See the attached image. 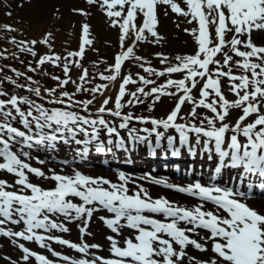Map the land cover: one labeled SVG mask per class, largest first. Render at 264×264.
<instances>
[{
    "label": "snow or ice",
    "instance_id": "snow-or-ice-1",
    "mask_svg": "<svg viewBox=\"0 0 264 264\" xmlns=\"http://www.w3.org/2000/svg\"><path fill=\"white\" fill-rule=\"evenodd\" d=\"M86 3L98 6L109 27L119 32L121 51L105 69L109 74L101 72L98 76L107 83L86 87L97 78L82 64L86 46L90 48L93 44L87 23L81 26L78 50L67 51L63 56L53 50L51 32L39 40L18 41L12 37L9 41L20 53L30 55L35 66L29 61L26 72L4 66L17 79L23 78L24 83L11 77L0 79V84L7 81L29 94L9 95L0 88V173L13 177L12 182L0 179V238H6L21 253L19 262L10 257L4 259L10 264H29L31 258L36 264H54L26 247L24 242H27L46 249L64 264H264V212L247 203L253 193L250 177L262 181L259 187L264 189V46L256 45L253 40L254 33L264 32V0H183L187 10L177 0H86ZM161 6L165 15L170 10L186 18L188 24L195 23V27L184 31L193 37L196 50L191 55L176 56L175 63L157 53L160 63L167 65L158 70L136 55L135 49L138 43L158 44L163 39L158 32ZM73 12L82 16L91 14L83 9H73ZM4 28L9 32L17 31L9 25ZM127 40H132L131 45L126 46ZM38 44L48 51L39 53ZM12 55L19 59L16 53ZM0 59H8V56L0 52ZM133 60L140 62L138 66L147 76L139 73L135 79L131 73L122 76L125 62ZM46 65L61 70L63 76L44 70L42 74L50 76L56 85L42 89L40 82L27 73L41 72ZM73 68L80 69L77 79L71 76ZM234 69L239 70V74H235ZM175 74L181 78H173ZM153 76L165 78L164 83L157 84L155 79L149 78ZM118 79L121 82L114 108L107 107L111 97H105L92 113L90 106L97 95L104 96ZM225 80L235 97L233 101L224 94ZM70 84L74 91L68 90ZM130 84L140 86L129 92ZM81 93H90L92 98L77 99ZM149 97L152 98L149 111H154L155 104L163 97L174 98V108L166 118L160 119L122 113L126 107L144 104ZM185 105L190 106L188 117L199 123H188L181 115ZM198 110L211 115L201 117ZM233 110L241 113L234 124L228 119ZM105 116L118 118L119 129H129L130 139L138 144L147 143L153 153L162 147L164 133L158 131L160 128L165 132L174 129L179 134L180 147L172 136L167 137V149L173 156L180 155L181 148L186 146L195 156L196 147L202 145V152L209 153L211 160L213 148L210 145L214 142L219 158L215 174L220 175L222 169L242 170L238 178L240 184L247 182L246 189L241 190L239 184L221 187L199 181L182 186L169 183L167 178L141 177L196 199L198 204L189 208L165 197L154 199L146 188L123 172L118 174V182H112L78 170L72 174H62L55 169L45 172L30 163L34 159L32 150L55 151L61 144H92L99 140L101 130L109 137L107 144L113 145L110 137H118L119 132ZM178 119L185 122L178 123ZM133 120L152 125L151 130L142 129L148 136L136 135V129L129 128ZM153 134L154 144L149 140ZM189 134H195V147L189 146ZM124 143L123 139H118L115 147L124 148ZM225 146L230 151L225 150ZM95 150L103 153L106 148L98 143ZM77 155L86 157L88 148L77 151ZM35 159L41 165L45 163L38 157ZM33 178L51 182L52 186L45 188L33 183ZM209 204L210 209L206 207ZM100 212L107 215L96 218L112 233L106 236L111 258L96 255L92 250L101 251V246L84 240L91 235L88 228ZM73 223L80 233V243L56 234L69 233V225ZM209 242L208 259L189 255V249L208 254ZM52 244L65 246L81 254V258L63 255L55 251Z\"/></svg>",
    "mask_w": 264,
    "mask_h": 264
},
{
    "label": "rangeland",
    "instance_id": "rangeland-1",
    "mask_svg": "<svg viewBox=\"0 0 264 264\" xmlns=\"http://www.w3.org/2000/svg\"><path fill=\"white\" fill-rule=\"evenodd\" d=\"M182 8L187 10L186 5L183 1L177 0ZM73 9H83L85 12L91 13L88 16H82L75 12ZM11 13V16L7 15V13ZM87 23L90 25L91 39L93 40L92 46L89 48L86 46L85 57L82 61L84 68H87L90 75H95L97 78L93 79L90 84H87L86 87H93L96 84L107 83L106 81H101L98 79L99 73L103 72L105 75L109 73L105 71L109 65L114 63L115 55L121 51L119 45V32L118 29H114L109 27L107 22V18L102 12V10L98 6H89L86 3V0H32L31 3H28V0H0V52H3L4 55L8 56V59H0V68H3V71L0 72V79L3 77H11L12 79H17L15 75L9 70L8 67H4L5 65L10 66L11 68H15L20 72H26L29 61H32L33 66H35V61L33 58L26 54L20 53L18 48L10 43V39L15 37L16 40H39L43 38V36L47 32H51L53 34L51 40L53 45V50L55 53L60 55H66L67 51H76L79 48L80 38H81V26L82 24ZM179 24V27H177ZM9 25L12 28L17 29L15 32H9L5 30L4 26ZM99 25L100 27L98 28ZM102 26V28H101ZM195 27V23L188 24L186 18L178 17L176 14L172 13L170 10L168 14L164 13V6L159 8V25L158 32L163 39L158 44L152 43H138L135 53L138 56L143 57L146 61L150 62V65L158 70H162L167 65H162L160 63V59L157 57V53H162L169 58L172 63H175L176 56H184L194 54L196 50V44L194 42L193 37L186 33L184 29H191ZM231 34H229V38ZM132 40L126 41V46L131 45ZM256 45L259 46L258 43L255 42ZM37 50L39 53L44 54L48 51V49L43 45H37ZM16 53L19 56V59H16L12 54ZM231 54V53H230ZM23 60L22 64L20 61ZM140 62L135 60L126 61L124 67L122 69V76L132 74L133 78H136V74L147 76L146 73L143 72L142 68L139 65ZM145 66H149L145 64ZM46 70L48 73L56 76H63L61 70L52 68L50 66H45V69H42L41 72L38 73H27V75L32 76L34 80L40 82L42 89L44 87L51 88L56 85V82L53 81L50 76L43 75V71ZM235 74H239V70L234 69ZM80 75V69L73 68L71 72V76L73 79H77ZM150 79H155L157 84L164 83L165 78H157V77H149ZM173 78L179 79L181 76L179 74H175ZM18 83H24L23 78L17 79ZM120 79H118L115 83L109 86V90L104 93V96L97 95L95 102L90 106V111L95 113L96 110L101 106V103L105 97H111L108 108H114V101L118 93ZM139 84L128 85L127 91L134 92ZM155 86V85H152ZM151 87V86H150ZM0 88H3L9 95L18 94L20 96L29 95L27 92L17 89L10 85L7 81H4L3 84H0ZM69 91H74V86H68ZM147 91V89H146ZM224 94L229 101H233L235 97L230 93L227 82H224L223 88ZM34 98V97H33ZM77 99H91L90 93H81L77 97ZM125 101L128 99L126 96ZM151 97H149L144 104L138 105L136 107H126L122 110L123 114H127L131 112L133 116L136 117H150V118H166L168 114L173 110L175 105L174 98L163 97L162 101L156 103L154 106V111H149V102L151 101ZM78 110V109H77ZM190 110L189 105H185L182 108L181 115L185 116L188 123H199V121H193L190 117H188V112ZM201 113V117L205 114L211 115L210 113H205L203 110H198ZM87 115V113H81ZM239 110H233L231 112L230 117L228 118L230 122H233L240 115ZM105 119L108 120L111 126H118L121 121L112 116H105ZM178 123H184V120L177 121ZM140 126V128H148L151 130V124L139 123L133 120L129 127L131 126ZM17 126H19L17 124ZM158 131L164 133V139L168 136L174 137L177 135V132L174 129H169L167 132L164 129L160 128ZM100 135L105 136L106 131L101 130ZM155 136V134H153ZM176 137L174 140L178 139ZM177 143V142H176ZM40 148L39 150H42ZM54 157H38L39 159L44 160L47 163L39 164L34 160L37 155H35L34 150H32L31 155L34 157L30 161L32 166L42 168L44 171H47V165L50 161H55L59 167H62L61 160L65 155L71 158H76L74 154L76 153H63L58 150L52 151L48 150ZM106 168L107 166L94 165L89 163H76L73 164V167L77 170H85L84 168ZM111 167V166H109ZM55 169L57 172H60L61 169ZM107 169V168H106ZM108 170V169H107ZM87 175H91L90 173H86ZM173 177L174 175H170ZM175 178H178L175 176ZM0 179H6L9 182H12L13 177L10 175H6L0 173ZM182 178L181 180H184ZM196 180V179H194ZM33 183L42 184L43 187L49 186V182L47 181H39L33 178ZM71 231L67 234L56 233L57 235H62L63 238L68 239L75 243H80V233L77 229V225L75 223L69 225ZM19 230V228H16ZM88 231L91 232L90 236H85L84 240L88 244H99L101 246V251H96L93 249L92 251L99 256L108 258L109 253L108 246H106L105 242L102 240L99 233L92 227L90 224ZM22 242V241H21ZM26 247H29L32 251H35L41 255L46 256L49 260H52L54 264H64L63 261L55 258L49 253L46 249H41L35 243H27L24 242ZM52 248L60 252L63 255H68L70 257L79 259L81 258V254L74 252L71 249H68L65 246H60L58 244H52ZM21 253L17 247H15L12 243H10L6 238H0V264H10L9 260L4 259V257H10L12 261H18L20 259ZM29 264H36L34 258H31Z\"/></svg>",
    "mask_w": 264,
    "mask_h": 264
},
{
    "label": "bare ground",
    "instance_id": "bare-ground-1",
    "mask_svg": "<svg viewBox=\"0 0 264 264\" xmlns=\"http://www.w3.org/2000/svg\"><path fill=\"white\" fill-rule=\"evenodd\" d=\"M179 1H183V0H179ZM98 28L100 27L99 25H97ZM102 28V26H101ZM253 40L254 42L258 43L259 46H264V32H257V33H254L253 34ZM227 81L225 80V83ZM238 118V117H237ZM236 118V119H237ZM236 119L233 120V124L235 123ZM248 121H246L247 123ZM117 128V131L121 134V135H124L126 137V140H125V145L123 149H127V151L129 150L131 153H134L135 150H138L140 147L143 146V144H138V143H135L132 139H130L129 135H128V131L129 129H119V127H116ZM131 128H134L136 129V135H141V136H148V133L147 132H144L142 131L138 126H132ZM191 137L189 139V146H192V147H195V134H189ZM177 136H179V134L177 133ZM117 136H112L110 137L114 144L110 147L111 150L115 151V153H117L118 155L121 154L120 152L122 151V149L120 148H117L115 147V138ZM78 138L80 139H84V137L82 136H79ZM151 138V136H149V139ZM109 139V137L107 136V134L105 136H99V141H94L92 144H90V146H92L91 148H89L90 150H93L95 149V146L96 144L98 143H103L104 145L107 144V140ZM203 139H206V138H202ZM165 143L167 144V139L164 140ZM179 141V140H178ZM152 143H155V140H153ZM145 146H147V143H144ZM59 147V148H58ZM57 147V149L60 151H74V147H65L63 146L62 144L59 145ZM177 147H180V145H177ZM210 147L213 148V151L211 154H214L215 156H217L215 154V151H214V142L210 145ZM82 148L84 147H79V150H82ZM107 149V148H106ZM149 148H147L148 150ZM202 145L200 147H196V152L197 153H204L202 152ZM37 150V149H36ZM39 150V149H38ZM225 150H229L227 149V147L225 146ZM188 151V147H182L181 150H180V154H183V153H186ZM230 151V150H229ZM41 151H37L36 153H39ZM130 152H127V153H130ZM167 151H165L166 153ZM45 153V152H44ZM66 153V152H65ZM124 153V152H123ZM38 155V154H36ZM39 155L43 156V157H46L41 153H39ZM127 156V157H126ZM124 157H122L120 159V161H122V159H128L130 158L128 155H126ZM181 156V155H179ZM117 158V157H116ZM219 159V158H218ZM164 159H157L155 162L156 163H161ZM207 160H208V157H207ZM175 165H182L183 163L181 161L179 162H175L173 161ZM69 163H73V161H69ZM125 168H127V170H124V171H120V172H123L125 173L126 175L128 176H131L133 179H135V182L136 184H140L142 185L144 188H146L149 192V194L155 199V198H160V197H165L167 199H169L170 201L174 202V203H177L179 204L180 206H184V207H194L198 204V201L194 198H189L187 197L186 195H183V194H179L175 191H172V190H168V189H165L164 187L162 186H158V185H155L153 183H151L148 179H141V177H147V176H150L152 178H156V179H160V178H164L163 176L161 175H152V174H149L147 172H133L131 171L130 169H134L135 167H131L130 165L128 164H119ZM47 171L49 169L52 168H56V169H61L60 172L62 174H72L74 171H76L75 169L71 168V166H66V167H59L57 164H54L53 161H50L48 162V165H47ZM115 166H118V165H115ZM209 167H211L212 165L209 164L208 165ZM217 166H218V162H217ZM141 167H138V168H135V169H140ZM143 169H146L148 168V166H145V167H142ZM215 170V169H214ZM45 171V172H47ZM150 171V170H149ZM230 169H222V174H227V172H229ZM83 172H90L92 174L93 177H104V178H107L109 179L110 181L112 182H118L117 180V177H118V174L120 172H112V171H107L103 168H85V170H83ZM163 175L165 176H168L166 173H162ZM86 175V174H85ZM167 178L168 182L169 183H172V184H176V185H182V186H186L187 184L189 183H192L194 181H183V180H178V179H174V178H171L170 176L168 177H165ZM209 182V181H208ZM203 184H209V183H206V182H201ZM233 183V182H231ZM237 183L240 184V181H239V178L237 177ZM247 183V182H245ZM260 183H262V181H260ZM49 186L45 187V188H48V187H51L52 184L51 182H49ZM219 186L223 187V185L221 184V182H218L217 183ZM230 187H235L234 185L230 186ZM247 203L254 209H257L258 211L260 212H264V196L262 198H254V199H249L247 201ZM207 208H212V205H206ZM99 215H107V213L105 212H100V213H97L93 219H92V227L95 228V230L99 233V235L101 236L102 240L105 242L106 246H108V252H109V241L106 239V236L108 235H112V233L103 225V223L101 221H99L96 216H99ZM202 235H207V233L205 232H202L201 233ZM125 235H127V230H125ZM121 240V244L123 243V238L120 237L119 238ZM209 253L208 254H204V253H200L198 251H195L193 249H189V255H192V256H195L197 257L198 259H208V256L211 254V251H210V242H209ZM109 257H111V254H109Z\"/></svg>",
    "mask_w": 264,
    "mask_h": 264
}]
</instances>
